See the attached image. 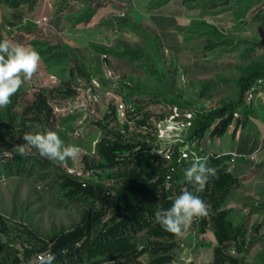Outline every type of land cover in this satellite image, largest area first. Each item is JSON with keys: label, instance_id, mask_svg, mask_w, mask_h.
Returning <instances> with one entry per match:
<instances>
[{"label": "rangeland", "instance_id": "rangeland-1", "mask_svg": "<svg viewBox=\"0 0 264 264\" xmlns=\"http://www.w3.org/2000/svg\"><path fill=\"white\" fill-rule=\"evenodd\" d=\"M134 1L140 7L146 0ZM158 1L153 0V3ZM123 13L126 17V13ZM125 17L107 22L113 47L103 76L93 79L74 56L73 62L67 64L66 68L46 67L50 77H32L20 88L21 96L14 110L18 123L32 119L24 114V110L36 100L39 92L44 91L54 116L50 123L43 126L27 122L26 125L30 127L28 133L57 132L66 146L80 149L75 159L59 162L42 157L38 149L23 141L25 134L18 129L6 132L5 124L0 123V136L3 135L11 145L9 150L1 146L6 151L7 159L14 153H20L19 146L23 144L27 154L50 165L47 170H34L30 176H18L5 172L0 164V214L14 223L9 234L0 235V264H38L37 256L40 253L37 247H34L36 252L31 257L26 254L33 247L29 236L22 232V225L43 240H49L57 234L72 231L82 222L84 212L92 207L93 202L81 196H70L59 182L64 175H71L86 183H100L105 188L117 189L126 183L122 176L128 168H97L103 164L98 155V145L103 139L118 134L125 141L152 143L156 140L155 125L165 117L172 120L176 115L182 117L188 112L210 111L222 102V98L205 90L206 87L195 88V85L186 82L178 70L166 66L155 47L154 38L147 32L139 31V27L128 25L129 20ZM2 26L0 22L1 30ZM31 29L41 33L38 27ZM37 40L61 44L51 39ZM233 48L241 51L242 62L233 72V82L225 93L228 101L237 99V82L241 77L257 67L264 69V40L239 41ZM126 51L127 55L121 58ZM118 61L125 62V65L118 64ZM71 67L74 73H69ZM107 70L115 71L120 79L116 81L110 78ZM89 88L93 89L92 94L97 96L98 101L89 98ZM66 90L75 92V95L67 96ZM121 104L126 106V118L116 114ZM142 118L150 123L147 129L137 123ZM207 142L206 139L204 143ZM163 150L164 146L161 145L160 151ZM29 168L34 169L32 166ZM93 208L99 210L97 206ZM236 213L234 221L242 226L243 235L237 243L231 244L233 255L242 264H264V203L245 200ZM193 222L198 223L196 220ZM136 242L139 250H144L151 240L148 235L141 234ZM152 258L154 255L149 251L133 264H149Z\"/></svg>", "mask_w": 264, "mask_h": 264}, {"label": "crops", "instance_id": "crops-1", "mask_svg": "<svg viewBox=\"0 0 264 264\" xmlns=\"http://www.w3.org/2000/svg\"><path fill=\"white\" fill-rule=\"evenodd\" d=\"M91 8L95 14L90 21L77 22ZM123 12L128 25L154 38L166 66L178 70L188 84L206 87L222 101L233 82V72L242 62L241 51L233 47L239 41L264 40V0H146L140 7L134 0H31L18 9L0 5V22L4 38L16 43L32 47L33 41L45 38L71 48L95 79L104 75L107 59H111L99 51L110 52L113 47L107 22L120 18ZM210 27L234 44H218L209 33ZM45 76L49 75L41 59L33 77ZM246 105L248 114L240 108L224 136H212V127L198 142L206 152L213 151L209 154L228 158V172L235 183L221 210L231 211L229 219L235 227H242L234 218L243 201L264 203V99ZM176 243L172 264H233L231 258L242 264L233 255L231 244L235 242L222 249L211 228L200 233L198 225L191 224ZM219 248L222 251L217 254Z\"/></svg>", "mask_w": 264, "mask_h": 264}, {"label": "trees", "instance_id": "trees-1", "mask_svg": "<svg viewBox=\"0 0 264 264\" xmlns=\"http://www.w3.org/2000/svg\"><path fill=\"white\" fill-rule=\"evenodd\" d=\"M30 2L31 0H0V5L18 9ZM94 14L95 11L91 8L77 22H89ZM26 31L30 29L27 28ZM209 33L218 39V44L230 46L234 44L232 40L221 35L215 27H210ZM2 39L4 36L0 29V40ZM31 45L39 52L47 68L57 66L66 68L67 64L73 62L75 56L69 47L62 44L35 40ZM99 51L103 54L110 53L103 48ZM127 52L123 53L121 58H124ZM71 72H73L72 67L69 73ZM259 78L264 79V69L261 67L255 68L238 80L236 100H224L215 109L195 113L192 127L186 132L177 134L186 135L191 141L199 142L214 127L212 136H224L240 108H243L245 115L248 114L245 103L246 93ZM66 92L67 96L75 95L71 90ZM20 96L19 89L12 97V103L6 108H0V123L5 124L6 132L18 129L21 134H27L30 129L26 125L27 122H36L42 126L50 123L54 111L44 91L39 92L36 100L24 110V114L30 115L32 119L18 123V115L14 110ZM137 123L146 124L145 120ZM0 142V164L5 172L30 176L36 169L42 171L49 168L47 162L39 161L27 153L26 155L14 153L10 159H7L6 151L2 150L1 146H6L9 150L11 145L3 135L0 136ZM149 148L148 143L125 141L118 134H113L110 139H103L98 145V155L103 164L97 168L99 170L128 168L126 174L122 176L126 183L117 189L105 188L100 183H86L71 175L61 177L59 182L69 191L70 196H81L92 200L93 205L84 212L82 222L72 231L57 234L49 240H43L22 225V232L29 236L33 247L30 251H26L27 256L31 257L36 252L34 247H37L39 253L50 252L56 256L53 264H133L140 256L150 251L154 255L150 264H172L178 235L166 231L156 220L155 214L158 210L169 209L176 197L184 190L198 195L208 205V214L195 218L198 223L192 222L194 226L198 225L200 233L211 228L222 249H225L228 243H237L243 235L242 227L233 225L229 219L231 211L221 210L235 183L233 176L228 172V158H217V155H214L207 160V165L215 168L216 175L209 177L203 192H196V186L187 182L184 176L190 161L174 163L170 166L162 155L147 154ZM93 206H97L99 210H95ZM12 225L14 223L0 214V235L9 234ZM141 234L148 235L151 240L149 247L144 250H139L136 242ZM221 251L219 248L216 253L220 254ZM121 260L124 262H120ZM229 260L233 264H238L232 258Z\"/></svg>", "mask_w": 264, "mask_h": 264}, {"label": "clouds", "instance_id": "clouds-1", "mask_svg": "<svg viewBox=\"0 0 264 264\" xmlns=\"http://www.w3.org/2000/svg\"><path fill=\"white\" fill-rule=\"evenodd\" d=\"M41 57L37 50L30 46L16 43L8 38L0 40V108H6L12 103V97L19 91L26 80H31L37 73ZM182 128V125H178ZM23 141L38 149L42 157L49 160L64 162L75 159L80 149L77 146H66L55 131L37 134H25ZM21 155H26L23 144L19 146ZM216 170L207 165V159L192 154L190 166L185 169L187 182L193 183L196 192H203L209 177H214ZM208 214V205L193 192L184 190L176 197L172 206L164 211L156 212V220L166 230L181 235L197 217ZM56 256L50 252L38 256V264H53Z\"/></svg>", "mask_w": 264, "mask_h": 264}, {"label": "built area", "instance_id": "built-area-1", "mask_svg": "<svg viewBox=\"0 0 264 264\" xmlns=\"http://www.w3.org/2000/svg\"><path fill=\"white\" fill-rule=\"evenodd\" d=\"M122 17H125L124 13H122ZM106 73L110 78H113L116 81L120 79V75L113 70H107ZM92 90V88H89L88 90L89 98L93 101H98L97 96L92 94ZM257 99H264L263 78L257 79L252 87L247 91L245 103L252 105V103ZM116 114L117 116L121 115L126 118V106L121 104V106L117 108ZM194 116L195 112H188L182 115V117H180V115H176L172 120L165 117L162 121H159L155 125L154 136L156 137V140L155 142L148 143L150 148L146 151V153H158L159 155H162L164 160L167 161L170 166L174 163L181 164L184 161L191 162L193 153L198 156L205 157L207 160L214 157V155L207 153L198 142L191 141L186 135L177 134L179 130L186 132L192 127ZM140 120H145V118L139 119V121ZM145 122L146 124L141 126L142 128L147 129L150 123L148 120H145ZM178 125H182L183 127L178 128ZM161 145L164 146V150L162 152L160 151ZM221 157L222 156H217V158ZM40 254H38V256Z\"/></svg>", "mask_w": 264, "mask_h": 264}]
</instances>
